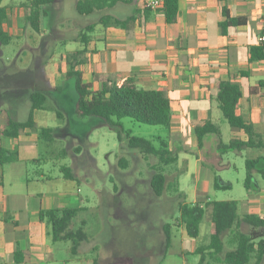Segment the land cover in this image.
Masks as SVG:
<instances>
[{
    "label": "crops",
    "instance_id": "0c3cea01",
    "mask_svg": "<svg viewBox=\"0 0 264 264\" xmlns=\"http://www.w3.org/2000/svg\"><path fill=\"white\" fill-rule=\"evenodd\" d=\"M97 1L98 7L83 15H99L83 24L73 37L62 35L64 23L58 19L61 25L58 34L63 38L54 45L53 60L47 64L53 65V70L64 72L59 78L60 82L68 83L72 79L68 78L67 72L73 66L82 72L85 81L93 84L94 89L100 87L96 75L106 74L116 80L118 85L126 78L134 77L138 87L163 91L170 100L172 110L168 147L177 150L175 142L183 145L182 149L177 150V161L171 164L182 167L177 177L184 173L197 175L198 179L204 181L213 180L214 175H217L216 169L226 167L215 152L220 143L215 144L214 151L206 150L208 146L204 148V143L199 148L195 135V127L207 120L215 123L219 129L216 121L222 114L216 94L220 81L230 80L240 85L242 96L236 112L253 124L254 132L264 141V59L249 60L250 48L258 45L257 38L264 26V0H179L176 19L172 23L166 22L162 9L153 11L144 8L139 0ZM9 3L8 8H11L13 4ZM2 7L8 19L9 11L6 5ZM223 8L227 9L231 17L244 18V22L222 28ZM27 14L23 16V23L27 22ZM6 19L1 24L5 32ZM46 19V16L40 18V32L45 29ZM260 83L257 94H251L250 87ZM32 90L35 89H29V92ZM45 109L34 110V126L21 131L17 137L0 135L1 146L15 153L12 160L0 167V264L48 262L52 250L64 248L63 241H52L46 223L38 217L39 211L83 208L80 202L82 198H76L78 188L77 193L73 188L72 180L75 182L76 179L74 173L72 178L64 176L71 181L70 184L55 187L35 185L33 190L30 189V184L51 179L40 171L35 172V178H28L23 169L24 161L34 159L40 142L32 129L35 126L40 129L49 127L46 123L51 114ZM39 116L47 118L40 122ZM8 117L3 111L0 112V127ZM59 127L49 128L55 132ZM231 136V139L247 140L242 129H232ZM233 151L245 152L249 159L264 155V147ZM187 152L192 153L194 158H190ZM51 154L55 155V152ZM203 155L209 160L205 162L206 166L201 162ZM253 174L256 194L239 206V212L264 215V190L258 184L259 176H264ZM181 192L186 197V193ZM200 194L199 190H194L191 199L185 198V202H196V196L202 197ZM70 201L79 204L72 207L68 204ZM177 218L176 223L152 225L145 228L147 232L133 235L145 244L143 251H147L156 264H174L171 257L174 240L180 245L176 253L181 255V264L198 263L199 255L195 250L203 239L199 238L200 235L197 238L190 237L184 224L179 221V215ZM81 224L84 227L83 221ZM165 228L170 234L168 249H165ZM125 236L132 235L118 234V238L123 239ZM183 241L191 242V246L183 247ZM64 246L70 251L69 241H65ZM106 263L111 264H102ZM92 264H99L96 257Z\"/></svg>",
    "mask_w": 264,
    "mask_h": 264
},
{
    "label": "rangeland",
    "instance_id": "374dc122",
    "mask_svg": "<svg viewBox=\"0 0 264 264\" xmlns=\"http://www.w3.org/2000/svg\"><path fill=\"white\" fill-rule=\"evenodd\" d=\"M23 2L26 3L24 8ZM76 2L77 0H56L46 8L48 19L42 32L34 31L27 22L23 23V16L29 11L31 0L1 2V6L6 5L9 11L4 26L9 40L5 44L0 41V112L3 111L4 115L19 121L25 120L30 111V103L27 100L29 89L41 90L48 94L45 110L50 111L51 115L46 126L61 127L51 134L52 137L40 136L39 126L32 129L40 142L34 159L24 161L23 169L28 178H35L36 171L51 178L50 181L45 180L40 184H30V189L33 190L35 185L45 187L48 184L55 187L70 184L71 181L64 178L60 167L70 168L76 176L75 182L72 180L74 190L78 188L76 198H82L80 202L83 205L74 219V226H79L83 221V228L88 236L77 255H72L63 241L64 248L52 250L49 254L50 260L41 264H92L94 257L99 264H156L148 252L143 251L145 244L133 235L147 232L145 228L152 225L176 223L179 215L178 203L181 200L177 191L186 193L185 198L189 200L194 190H199L202 197L196 196L195 199L204 202L206 206L199 238L203 239L201 242L207 241L211 214L209 201L233 199L241 206L256 194L255 188L247 190L244 186V161L247 155L245 152L233 150L223 152L220 147L215 149L220 162L226 165L216 169V174L231 184L228 188L215 189L211 179L204 181L198 179L197 175L184 173L177 177L182 167L160 164L158 158L153 155H144L136 149L121 146L115 131L104 124L95 125L98 119L75 118L74 80L69 79L68 83L60 82L59 78L64 72L53 70V65L47 63L53 60L52 49L62 40V35L66 38L77 35L83 24L99 15L78 13ZM8 3L13 6L8 8ZM58 19L64 23L62 35L58 34L61 29ZM45 117L39 116L40 122L46 120ZM216 122L220 134L204 136V148L208 146L206 150L214 151L217 142L227 144L232 138L231 131L235 128L222 116ZM122 123L133 135L149 139H166L169 136V130L162 125H148L127 117L122 119ZM170 140L171 138H168V141ZM175 148L182 149L183 145L175 142ZM52 152H55V155H52ZM187 153L190 158H194L192 153ZM203 156L201 162L206 166L205 162L209 160ZM122 157L127 161L125 166L121 165ZM153 167L162 168L169 177L167 182H176L178 190L170 187L165 189L162 195L156 196L149 185ZM258 184L264 190L263 177L259 176ZM68 204L74 207L79 203L70 201ZM30 215L32 216V213ZM248 229V226L243 227L245 231ZM118 234L132 236L122 239L118 238ZM224 241L223 253L231 248L226 239ZM181 245L189 248L191 242L183 241ZM179 246L174 240L171 255L174 264H181V255L176 253ZM223 253L220 254L221 257Z\"/></svg>",
    "mask_w": 264,
    "mask_h": 264
},
{
    "label": "trees",
    "instance_id": "16d2710c",
    "mask_svg": "<svg viewBox=\"0 0 264 264\" xmlns=\"http://www.w3.org/2000/svg\"><path fill=\"white\" fill-rule=\"evenodd\" d=\"M0 0V41L7 43L9 36L2 29V22L7 18L4 7ZM54 0H31L30 9L26 15V21L34 31L40 29V18L46 16L48 8ZM179 0H163L162 10L165 20L172 23L176 19ZM98 7L97 0H79L76 3L77 11L81 14L91 13ZM223 20L220 22L222 28L228 25H237L244 22V18L231 17L226 8L222 9ZM264 59V50L259 45L250 48L249 60ZM68 78L74 80L76 98L73 105V114L77 119L96 118L97 124H104L116 132L120 145L130 149H136L141 154L153 155L158 158L160 164L171 165L177 161V150H170L168 137L162 139L157 137L149 139L143 136L131 134L122 123L123 118H130L136 122L148 125H162L169 130L171 123V104L168 97L161 90H146L136 85L134 77L126 78L120 85L116 80L106 74L96 75L100 81V87L94 89L91 82L83 79L82 72L74 69L73 66L67 72ZM261 87V83L250 87L251 94ZM216 100L218 102L222 117L227 123L236 129H242L247 135V140L233 138L227 144L220 143L223 152L240 150L242 148H262L264 141L254 132L253 124L247 122L236 112L238 101L242 96L240 85L237 82L223 80L217 84ZM30 111L24 121H18L11 117L6 119L0 127V135L6 137H17L19 133L35 124L33 111L45 109L47 94L43 91L32 90L29 92ZM60 116V114H57ZM209 133L219 135V129L210 120L195 127V135L199 148L203 145V138ZM53 134V129L42 127L40 136L47 137ZM52 137V136H51ZM155 142H158L156 144ZM15 153L4 148L0 144V167L12 160ZM122 164L127 161L122 157ZM246 176L244 186L247 190L255 188L254 174L264 176V155L256 158H246L244 161ZM66 178H72L73 174L69 167L62 166ZM166 174L162 168L153 167L149 177V185L156 196L163 194L167 188L178 190L176 182H167ZM215 189L231 187L229 182L223 181L219 176L214 175L212 180ZM180 201L179 221L185 226L187 234L192 238L200 235V225L204 219L205 207L201 201L185 202L184 194L177 191ZM211 206L210 229L207 241L200 242L195 253L199 255L197 264H264V215L255 213L241 214L237 200H214L209 201ZM80 208H51L40 210L38 217L44 221L48 228V234L53 242L69 241L70 251L77 254L81 244L87 239L83 224L75 227L74 219ZM248 226L247 231L243 230ZM165 249L170 245V234L165 228ZM231 246L223 253L225 240ZM221 253L223 256L221 257Z\"/></svg>",
    "mask_w": 264,
    "mask_h": 264
},
{
    "label": "built area",
    "instance_id": "2783aa9c",
    "mask_svg": "<svg viewBox=\"0 0 264 264\" xmlns=\"http://www.w3.org/2000/svg\"><path fill=\"white\" fill-rule=\"evenodd\" d=\"M120 1L130 2L134 0H120ZM139 1L142 3V6L144 8H147L153 11L161 9L163 6V0H139ZM257 44L260 47H262L264 50V26L262 27V30L258 35Z\"/></svg>",
    "mask_w": 264,
    "mask_h": 264
}]
</instances>
